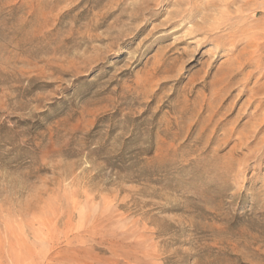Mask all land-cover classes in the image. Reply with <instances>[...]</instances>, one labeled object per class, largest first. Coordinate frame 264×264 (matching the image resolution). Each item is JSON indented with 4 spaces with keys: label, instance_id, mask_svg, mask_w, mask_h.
Returning a JSON list of instances; mask_svg holds the SVG:
<instances>
[{
    "label": "rangeland",
    "instance_id": "374dc122",
    "mask_svg": "<svg viewBox=\"0 0 264 264\" xmlns=\"http://www.w3.org/2000/svg\"><path fill=\"white\" fill-rule=\"evenodd\" d=\"M0 264H264V0H0Z\"/></svg>",
    "mask_w": 264,
    "mask_h": 264
}]
</instances>
